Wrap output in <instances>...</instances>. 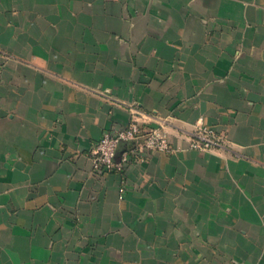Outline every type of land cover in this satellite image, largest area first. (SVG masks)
Wrapping results in <instances>:
<instances>
[{
	"label": "crops",
	"instance_id": "0c3cea01",
	"mask_svg": "<svg viewBox=\"0 0 264 264\" xmlns=\"http://www.w3.org/2000/svg\"><path fill=\"white\" fill-rule=\"evenodd\" d=\"M0 264H264V0H0Z\"/></svg>",
	"mask_w": 264,
	"mask_h": 264
},
{
	"label": "built area",
	"instance_id": "2783aa9c",
	"mask_svg": "<svg viewBox=\"0 0 264 264\" xmlns=\"http://www.w3.org/2000/svg\"><path fill=\"white\" fill-rule=\"evenodd\" d=\"M134 142L136 145L124 151L120 158L116 154L120 143ZM223 135L214 127L199 124L189 139L188 147L195 150H211L222 146ZM175 147L161 126L143 125L132 118L124 127L113 132L105 131L95 142L92 151V169L95 174L107 171H123L129 162L128 153L140 157L150 151L175 152Z\"/></svg>",
	"mask_w": 264,
	"mask_h": 264
},
{
	"label": "rangeland",
	"instance_id": "374dc122",
	"mask_svg": "<svg viewBox=\"0 0 264 264\" xmlns=\"http://www.w3.org/2000/svg\"><path fill=\"white\" fill-rule=\"evenodd\" d=\"M219 132L223 135V144H222V146L214 148V149H211V150H206V151H215V150H218V149H221V148L223 149V148L226 147V145H227L226 136H225V134L223 132H221V131H219ZM192 150H195V149H192ZM196 151H204V150H196Z\"/></svg>",
	"mask_w": 264,
	"mask_h": 264
}]
</instances>
